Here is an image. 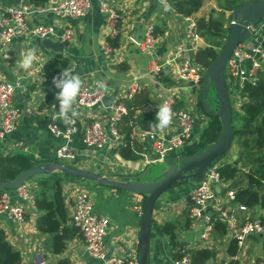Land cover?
I'll list each match as a JSON object with an SVG mask.
<instances>
[{
    "label": "crops",
    "instance_id": "crops-1",
    "mask_svg": "<svg viewBox=\"0 0 264 264\" xmlns=\"http://www.w3.org/2000/svg\"><path fill=\"white\" fill-rule=\"evenodd\" d=\"M18 1L20 0H0L2 6L0 17L4 7ZM60 1L47 0L45 10L40 9L29 16V22L31 24H55L59 30L71 27L74 31V39L72 42H63L65 48L61 54L69 58L74 72L81 76L84 85L91 88H102L105 97L102 103L93 109H82L74 105L78 112L75 119L81 125V133L74 136L71 143L76 155L74 159L58 158L57 150L66 143V139L54 135L49 128H42L36 121L39 116L48 115L54 118L57 115V110L54 112L51 109L52 105H47L39 110V104L45 97V88L42 85L44 71L35 77L27 76L38 65L43 67L44 63L58 52L46 48L42 39L32 36L17 38L9 48L0 42V80L14 82L25 78V84L28 87L26 91L20 89L16 92V101L22 111L21 120L17 128L3 141H0V150L6 154L22 152L32 155L38 161L37 164L60 163L100 173L112 181L122 180L124 175H141L153 163L146 164L140 156L137 159H125L120 153V147L108 145L103 149L90 148L83 142V132L90 122L98 119L106 120L109 114V105L115 100L127 98L129 90L135 84L140 89L145 88L149 91L150 102L145 111L157 108L158 105H161L162 100L175 93L177 90L176 81L174 77L168 76V73H173L166 72L162 75L163 77L149 73V57L142 52L137 43L142 39L144 27L147 24H153L156 27L166 24L165 33L158 36L159 46L156 51H158L161 60L171 59L178 45L187 44L186 17L177 14L166 0H116L120 14V46L114 56L109 57L103 54L102 46L109 38L110 29L107 15L101 11L99 1L92 0L90 10L84 16L76 18L53 16L50 9ZM217 8L216 0H205L201 9L192 17L195 19L208 17L210 12ZM139 30L140 39L136 41L135 36ZM51 38L58 40L55 37ZM200 45L204 47L205 40L201 41ZM33 48L36 49L38 59L33 63L31 69L22 70L18 63L21 54ZM6 52L10 58L5 57ZM187 55L189 54L187 53ZM181 58L182 56L179 62ZM170 68L174 69L175 65L173 64ZM181 84L185 88L191 87L189 81H181ZM187 97L182 95L178 105L184 106ZM196 107L198 119L195 122L194 143L184 150H176V154L198 152L196 150L200 145L201 133L213 117L202 111L199 102ZM229 154L226 156L228 157L227 161L236 159L237 157L234 156H237V148L233 147ZM44 176L40 175L29 179L22 189L0 191V194L7 191L13 204L24 203L27 207V213L22 221L12 220L4 214L0 215V230H3L9 241L21 251V264H58L62 258L68 259L69 264H104L102 259L93 258L86 251L81 235L67 241L66 249L61 254L52 252L50 242L52 234H45L37 228V220L41 211L36 206L35 197L40 190V180ZM84 182L89 184L90 189H84L91 195L95 211L106 214L110 218V228L105 238L109 253L123 255L122 248L127 253L139 251L142 214L136 212L133 206L140 200L144 203L145 197L141 194L93 181L84 180L78 183L73 179L65 180L62 182V189L68 210V224L74 226L71 220L73 195L77 189H80V184H84ZM247 183L245 175L241 172L235 181L223 180L221 188L218 187L217 191L224 193L233 190L237 192L240 188L246 187ZM195 186L194 183L175 186L161 195L156 202L153 210L149 264H174V254L181 248L190 251L210 248L215 252V255L207 264H230L232 258L228 254V245L231 239L227 233L225 236L217 237V234L213 232L205 243L200 238L202 228L200 230L192 229L190 226L184 228L187 212L192 205L187 198ZM228 205L233 206L234 204ZM258 213H264V210L258 211ZM252 214L251 212L250 216ZM237 215L239 221L247 216L246 212H239ZM255 215L258 216V214ZM168 221L176 222L178 225V246H173L169 238L160 234L153 225V222L164 224ZM263 253L264 238L260 235H252L239 253L238 260H236L239 263L236 264H259Z\"/></svg>",
    "mask_w": 264,
    "mask_h": 264
},
{
    "label": "built area",
    "instance_id": "built-area-1",
    "mask_svg": "<svg viewBox=\"0 0 264 264\" xmlns=\"http://www.w3.org/2000/svg\"><path fill=\"white\" fill-rule=\"evenodd\" d=\"M98 1L101 11L107 15L110 29L109 38L105 40L102 51L104 55L112 57L117 48L113 47L110 39H114L121 32L119 27L120 14L116 0ZM91 5L92 0H61L50 9V12L56 17L76 18L84 16L90 10ZM40 9L45 10V7L36 8L26 3L25 0L4 7L0 17V42L2 45L9 48L17 38L28 36L40 39L55 37L64 43L72 42L74 31L71 27L59 30L55 24H31L29 22V16ZM186 20L185 35L187 44L178 45L174 56L169 60H161L158 51H156L159 41L154 31L155 25L147 24L144 27L142 39L137 43L142 52L149 57V73L162 76L166 72H172L174 75L168 73V76L174 77L177 86L175 93L161 102V104L166 102L172 110L173 115L169 126L163 130L145 128L137 123L138 119L136 117V125L131 136L141 144L142 150L139 152V156L145 160L146 164L164 161L175 154L176 150H184L194 143L195 122L198 119L196 106L201 95L206 68L195 61L194 54L202 47L200 42L204 38L197 32L196 19L191 16L186 17ZM5 57L10 58L7 52ZM173 64L175 68L171 69L170 67ZM261 71H264V23L254 29L250 37L242 40L236 46L228 60L226 73L230 72L232 76V79L228 80L226 75L228 88L230 85L239 87L236 95H233L229 89L233 109H240L243 102L241 91L245 82L248 80L255 83ZM39 73H43L42 65H38L27 76L29 78L35 77ZM25 80V78L14 82L0 80V141L11 134L21 120L22 111L16 101V92L20 89L27 90ZM181 81H189L191 87L185 88ZM139 89L137 84L133 85L127 98H132ZM182 95L188 96L184 106L178 105ZM104 97L105 92L102 88H91L83 84L75 106L82 109H93L102 103ZM127 112L126 105L120 100L113 101L109 105V114L106 120L98 119L87 125L83 132V142L94 149H103L108 145L112 147L123 145L124 135L118 128ZM75 121L74 118L65 131L57 124L49 125L50 132L66 139V143L57 150L58 158L74 159L76 155L71 147L73 140L71 134L76 131ZM218 168L219 165L217 164L209 167L190 194L194 201V204L189 208L190 228L195 230L202 228L200 238L206 243L214 231L212 216L217 215L227 225L229 239H235L238 242V252L233 258L238 260L239 253L250 236L260 235L264 238V222L258 217H250L251 208L236 203V192L233 190L224 193L217 191L216 186L221 188L223 184V178ZM73 196L71 220L73 225L80 231L86 251L93 258L102 259L104 264H140L139 251L127 253L122 248L123 255L109 253L105 238L110 228V218L106 214L95 211L91 195L86 190L77 189ZM142 202L140 200L133 206V209L139 214L143 212L144 203ZM239 212H246L245 220L239 221L237 215ZM26 213L27 207L24 203L13 204L7 191L0 194V215L4 214L12 220L22 221ZM180 255V257L173 259L174 264H195L190 250L181 248ZM260 259L259 264H264V253Z\"/></svg>",
    "mask_w": 264,
    "mask_h": 264
},
{
    "label": "trees",
    "instance_id": "trees-1",
    "mask_svg": "<svg viewBox=\"0 0 264 264\" xmlns=\"http://www.w3.org/2000/svg\"><path fill=\"white\" fill-rule=\"evenodd\" d=\"M171 8L183 17H191L195 15L203 6L205 0H166ZM217 9H213L208 17H199L196 19L197 32L204 38L206 45L201 47L195 53V61L203 68H207L211 62L221 52L225 40L229 33V25L231 21V12L241 3L248 0H216ZM26 3L36 8L46 6L47 0H25ZM120 27V22H119ZM166 24L155 26L156 36L165 33ZM121 32L114 38L110 39L113 47L120 46ZM71 65L68 57L64 54L57 53L44 63V79L42 82L45 88V97L39 104V110L47 105H57V114L59 110L58 102L55 100L57 89L52 84V79L64 68ZM72 67V65H71ZM163 77V76H162ZM160 77V78H162ZM243 102L240 109H233L232 124L235 128V136L233 147L237 148V158L231 159L218 168L223 180L235 181L239 173L243 172L248 183L246 187L240 188L236 192V203L244 204L251 208L253 213L251 218H256L254 214H258L264 222V213H258L257 205H261L264 210V71L258 74L255 83L246 81L241 91ZM126 105L128 112L123 116L119 124V130L124 135V144L119 150L125 159H137L142 146L132 138L134 126L137 123L145 128H149L151 123L155 122L157 108L151 111H145L150 102L149 91L145 88L139 89L132 98L120 100ZM199 99V104L201 105ZM36 121L42 128H49L51 124H57L63 131L67 130L70 125H65L58 118L47 116H39ZM76 131L72 132V136L81 133V125L79 121H75ZM222 124L218 117H212L209 123L204 127L201 133L200 145L196 151L214 143L220 136ZM229 152L226 156H228ZM225 156V157H226ZM38 163L32 155L14 152L3 153L0 150V178L14 179L22 171L30 168ZM49 163V162H48ZM55 164V163H51ZM75 177L65 175L64 172L53 170L41 178L40 190L36 193L35 201L40 216L37 220V228L43 233L52 234L51 250L56 254L65 251L67 241L79 237L80 231L75 226L68 224V210L63 196L62 182ZM189 215V211L187 212ZM184 228L190 226L189 216ZM214 233L217 237L225 236L227 233V225L220 220L217 215L212 216ZM156 230L166 235L173 246H178L176 222H165L164 224H156L153 222ZM238 252V242L231 239L228 245V254L232 258L230 264H236L238 261L233 258ZM195 264H207L214 257L215 252L210 248H201L191 251ZM180 250L174 254V259L180 257ZM22 254L8 239L7 234L0 230V264H21ZM69 260L62 258L58 264H69ZM239 263V262H238Z\"/></svg>",
    "mask_w": 264,
    "mask_h": 264
},
{
    "label": "water",
    "instance_id": "water-1",
    "mask_svg": "<svg viewBox=\"0 0 264 264\" xmlns=\"http://www.w3.org/2000/svg\"><path fill=\"white\" fill-rule=\"evenodd\" d=\"M262 23H264V0H248L238 5L231 12L229 33L221 52L206 68L200 95L202 111L208 116L218 117L222 124L220 136L210 146L196 153L172 154L164 160L167 167L152 180H145L147 173H143L141 175H124V179L112 181L100 173L65 164L41 163L22 171L14 179L0 178V191L21 189L33 177L46 175L53 170H60L65 175L75 177L74 181H94L141 194L145 199L139 240V260L140 264H149L153 210L158 199L175 186L199 183L205 171L223 159L233 144L235 128L232 124L233 103L226 80L227 64L236 46L242 40L250 37L254 29ZM139 39L140 30L135 36L136 41ZM42 43L46 48L58 53H63L65 48L61 40H54L50 37L42 38ZM211 87H214L216 91V96L213 99L209 97ZM218 187L216 186V189ZM187 200L192 205L194 204L191 195ZM257 211L262 212L260 204L257 205Z\"/></svg>",
    "mask_w": 264,
    "mask_h": 264
},
{
    "label": "clouds",
    "instance_id": "clouds-1",
    "mask_svg": "<svg viewBox=\"0 0 264 264\" xmlns=\"http://www.w3.org/2000/svg\"><path fill=\"white\" fill-rule=\"evenodd\" d=\"M37 59L36 49H29L26 53L21 54V59L18 62L19 67L27 71L32 68L33 63ZM52 84L58 90L55 95V100L59 106L58 118L63 124L70 125L73 119L78 116L74 105L82 89L83 80L79 74L74 72L71 65H69L53 77ZM51 109L55 112L57 105L53 104ZM157 109L155 122L151 123L149 128L163 130L171 123L172 110L166 102L158 105Z\"/></svg>",
    "mask_w": 264,
    "mask_h": 264
},
{
    "label": "rangeland",
    "instance_id": "rangeland-1",
    "mask_svg": "<svg viewBox=\"0 0 264 264\" xmlns=\"http://www.w3.org/2000/svg\"><path fill=\"white\" fill-rule=\"evenodd\" d=\"M226 75H227V79L229 80V79H232V76H231V74H230V72H227L226 73ZM229 89H230V91H231V93L233 94V95H236L237 94V91L239 90V87L237 88V86L236 85H230V87H229ZM216 96V91H215V88L214 87H211L210 88V91H209V97L210 98H214ZM197 114V113H196ZM228 155H230V154H228ZM227 159H228V157H224L223 159H221V160H219L218 162H217V165H221V164H224V163H226L227 162ZM167 167V165H166V163L163 161V162H156V163H153V164H151V165H149L148 167H147V169L143 172V173H147V175H146V177H145V180L147 179V180H149V179H154L155 177H157V176H159L162 172H163V170L165 169ZM87 181V180H86ZM94 182V181H93ZM194 184L196 185V183L194 182ZM84 186V187H83ZM79 188L80 189H84V188H86V189H90L89 188V184L88 183H86V182H84V184H80V186H79ZM86 189H84V190H86ZM255 215V214H254ZM256 216V215H255ZM258 217V216H257ZM244 220H245V218H244ZM242 223V222H241Z\"/></svg>",
    "mask_w": 264,
    "mask_h": 264
}]
</instances>
